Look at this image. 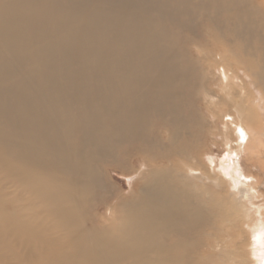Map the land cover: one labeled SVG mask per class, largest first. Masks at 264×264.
<instances>
[{
  "label": "bare ground",
  "instance_id": "bare-ground-1",
  "mask_svg": "<svg viewBox=\"0 0 264 264\" xmlns=\"http://www.w3.org/2000/svg\"><path fill=\"white\" fill-rule=\"evenodd\" d=\"M230 72L264 98V0H0V264L219 260L195 122L260 144Z\"/></svg>",
  "mask_w": 264,
  "mask_h": 264
},
{
  "label": "rangeland",
  "instance_id": "rangeland-1",
  "mask_svg": "<svg viewBox=\"0 0 264 264\" xmlns=\"http://www.w3.org/2000/svg\"><path fill=\"white\" fill-rule=\"evenodd\" d=\"M246 1L250 2V0ZM194 39L199 40L197 37H194ZM228 66L230 65H227L226 71H231L233 67ZM233 69L236 71L235 68ZM240 73L241 72L237 70V74L240 75ZM215 74L219 76L217 70H214V75ZM229 74L231 75L232 72ZM230 75H228L229 78L226 85H232L234 89L227 85L228 88L226 92L229 91L228 93H230L234 99L239 100V102L244 101L246 110L253 112L260 121V131L256 130L257 134L254 133L255 136H260V144L257 146V150H259V153L257 152L258 155L257 153L249 155V152L247 150L245 151L242 145L243 140H241L239 135L233 137L236 141H234L236 145H234V142L232 144L233 148H237V153H235V151L228 153V148L230 146L229 138H232V136L229 135V138H225L220 135L219 131H221V124H218L217 131L214 130L216 131L215 136L206 137L205 139L204 134L209 123L207 122L204 124L200 120L195 122L197 137L194 141V145L198 147L205 143L207 147L210 148V152L205 151L201 156V167L203 166L205 170L209 169V176H211V180L214 181V195L218 202L215 207V216L213 217L211 233L218 234L220 232L224 233V231L229 233V235H225L226 237L221 240L225 248L224 251L228 254L222 253V255L218 257L220 259L211 262V264H231L230 260L234 258L240 259L239 255L245 259V264H255L253 247L258 246L255 242L259 239L256 229L259 225L261 227V239L259 242H261L262 246L259 245L264 251V165L262 164V168L258 165L259 159L262 158L261 160L264 162V98L259 96L256 90L252 89L249 85V81L246 82L244 88H241V83H239L238 78L232 74L234 79L231 81ZM216 78L218 77H215V79ZM221 83L222 81L219 82L218 79V87L221 86V88H223L222 90L226 89L227 86H223L225 83H223V85H221ZM217 85H214L215 87L212 86V93L216 95L218 93L222 94V92H219ZM218 111L222 112V109ZM252 141H254L253 138ZM230 159H232L234 163L237 161L239 162L238 169L233 171L225 169ZM198 167L200 168V165ZM198 173L200 174V172H197V176ZM199 177L206 176L200 174ZM119 182L121 181L117 180L114 183L118 184ZM121 184L122 186H119L120 189L125 191L127 189V184L123 181ZM237 222L240 224L239 227H237ZM220 227L223 228L222 231L218 230ZM236 234H238V239H234L233 235ZM261 264H264V262L261 261Z\"/></svg>",
  "mask_w": 264,
  "mask_h": 264
}]
</instances>
